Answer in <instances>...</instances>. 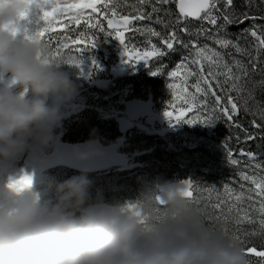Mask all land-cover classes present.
I'll use <instances>...</instances> for the list:
<instances>
[{
	"label": "rangeland",
	"instance_id": "374dc122",
	"mask_svg": "<svg viewBox=\"0 0 264 264\" xmlns=\"http://www.w3.org/2000/svg\"><path fill=\"white\" fill-rule=\"evenodd\" d=\"M4 1L5 4L11 3L10 0ZM58 2L63 4L71 2V0H58ZM127 2L133 4L135 0H127ZM24 4L27 6V17L20 16L18 18L12 35L25 42L39 41L45 49L47 61L59 70L69 73L70 78L76 85L73 102L71 101V103L69 102L60 107L62 123L56 129L59 132L58 145L63 143L64 128L75 117L82 114L85 129L91 133L94 139L106 141L110 138H116V135L110 133L107 128L111 127L109 124L112 122L117 124L118 118L120 119L121 115L125 114L124 105L128 102L134 101V99L150 101L155 104L158 112L164 113L170 100H175L168 87L170 80L167 77V72L174 69L180 61L181 55L186 52L185 49L178 48L176 52L170 53L162 61H153L154 65L156 63L166 65L164 75L153 76L151 75V67L146 66L143 62L135 67L125 63L124 61L127 58L123 55V46L115 38H112L109 43H107V40L111 38L102 40L101 46L97 45L96 48L84 53L83 56L77 53L71 44V37L75 35H70L71 25L65 17H57V22L52 25L53 31L46 33L44 37L38 36L37 33L45 25V22L40 19L42 16L41 8L37 5ZM0 5L3 7V2H0ZM168 8L176 12L174 3L168 5ZM122 10L128 12L132 9L123 7ZM170 19L174 20L175 15ZM141 25L152 26V22H138V26ZM182 26L184 25L179 27ZM186 26L190 32L210 27L205 22L197 20H188ZM228 27L230 28V26ZM72 28L76 34L78 28ZM159 30L164 31L161 25H159ZM240 30V27L233 26V29H230L231 35L230 33H227V35L231 38ZM59 34L64 36L55 37ZM181 38L188 42L194 37L181 34ZM149 39L154 40L155 38L147 35L142 36L140 33L126 34V40L129 44L134 40L135 44L142 46ZM199 43L201 45L211 44V41L205 40L201 36ZM65 44H67V47H63ZM255 44L254 39V47ZM243 56L246 57L244 54ZM93 57L99 64V68L92 67ZM235 58L242 59L238 54ZM82 59H84L83 73H81V66H78V62ZM91 79H94L100 85L106 84L105 89L91 86ZM0 86L13 88L16 85L15 81L11 80L9 76L0 73ZM175 104L178 106L180 101L175 100ZM241 115L240 113L239 121L244 125ZM101 122L104 123L105 128L101 126ZM139 125L140 127L131 131V135L117 141L121 154L129 160V164L122 168L111 169L106 173L88 174L89 178L94 181L92 189L94 197H100L107 204L115 205L123 210H127L129 207L131 209L137 207L142 211L140 231L142 241L161 239L168 247H175L180 242L173 238V233L179 230L178 224L183 222L181 218L189 217L192 213H196L198 216H210V207L221 216V219L216 220L219 224L232 222L236 227L241 228L239 229L241 232L264 233V226L259 223L264 216L258 210V201L250 203L246 199L253 189L245 185L243 188L244 198L240 201L228 199V193L223 189V185L228 184L234 190L233 196L241 192L240 185L243 182L239 178V173L245 169L250 174L253 171L257 176L262 174H259L261 170L255 168V165H264V159L255 153L248 144L254 142V140L246 141L243 132L230 127L223 120L217 121L214 125L200 123L189 125L184 122L171 124L176 128L175 137L166 136L163 137L164 139L153 136L149 132L150 128L144 122ZM244 127L246 128L245 125ZM237 135L240 136L239 140L235 138ZM100 143L108 145L103 142ZM112 143L115 144L114 141ZM183 145L191 147V149L182 148ZM54 147L51 146L49 150ZM229 150L235 154V159L239 161L238 166L230 163L232 157L229 156ZM241 152L255 153L256 158L253 160L248 156L241 155ZM30 158L32 157L28 155L20 158L17 161L18 167L26 168L28 171L30 169L38 171L37 163L33 166L29 165L28 159ZM150 170L156 173L154 178H147L146 174ZM80 173L60 167L41 173L42 178L38 177V179L45 183L41 188H45L53 178L62 181ZM176 175H179L178 180L173 181L172 178ZM191 175L194 177L196 194L191 199H185L182 210L170 207L168 204L161 205L159 203V196L162 194L165 185L179 183V181L184 180L183 178ZM143 179L147 183L145 188L147 193H143V198H141L134 195L131 185L140 187ZM213 184L218 189L211 194L208 191H211ZM44 195L45 198L49 196L47 192ZM201 199L205 209L208 210L206 213L195 209L196 206L201 205ZM218 199L225 201L220 210L212 207ZM229 208H232V211H228ZM245 213L251 218L250 221L248 219L241 220ZM231 215H234V219ZM217 216L215 219H217ZM194 227H203V225L199 222ZM234 241L237 243V239H234ZM247 255L250 260L249 255L251 254L247 252Z\"/></svg>",
	"mask_w": 264,
	"mask_h": 264
},
{
	"label": "clouds",
	"instance_id": "9594fccd",
	"mask_svg": "<svg viewBox=\"0 0 264 264\" xmlns=\"http://www.w3.org/2000/svg\"><path fill=\"white\" fill-rule=\"evenodd\" d=\"M26 11L22 0L0 7V73L16 85L0 86V264H249L246 250L220 237L209 249L208 232L193 237L176 230L175 247L161 239L142 241L141 216L94 197L87 169L38 188L35 175L18 167L21 157L38 161L51 148L62 123L56 100L76 91L69 73L47 61L39 41L12 35ZM17 176L18 182L9 179ZM165 191L168 205L182 210L183 186L169 184ZM188 219L199 223L196 213Z\"/></svg>",
	"mask_w": 264,
	"mask_h": 264
},
{
	"label": "snow or ice",
	"instance_id": "6c2138e0",
	"mask_svg": "<svg viewBox=\"0 0 264 264\" xmlns=\"http://www.w3.org/2000/svg\"><path fill=\"white\" fill-rule=\"evenodd\" d=\"M26 2L29 5L35 3L41 8L40 19L45 25L37 33L40 37L53 31L52 25L57 22V17H65L71 26L77 27L75 36L71 37V44L82 56L96 48L102 39L115 38L123 46V55L127 58L125 63L135 67L143 62L151 67V75L161 76L164 75L166 65L163 63L154 65L153 61H162L178 48L185 49L186 52L181 55L174 69L167 72L170 80L168 87L180 104L177 106L175 100H170L164 112L165 117L177 124L184 122L189 125L197 123L214 125L217 121L223 120L225 124L243 132L246 141L264 139V106H260L255 100L254 93L247 89L246 79L250 70L256 72L259 69L264 72V67L258 64L259 52L264 51V25H254L251 29L243 30L256 41L254 47L256 56H252L241 47L239 40L233 41L227 35L228 26L243 24L248 19H256L249 16L247 11L237 13L234 0H135L133 4H128L127 0H71L63 4L58 0H26ZM173 3L177 8L174 20L169 19L168 8V5ZM245 6L250 7L251 0H245ZM123 7L132 10L124 12ZM22 16L27 17V13ZM189 19L203 21L210 27L190 32L186 26ZM143 21L161 25L164 31L149 25L138 26V22ZM180 25L184 26L179 27ZM127 33H140L142 36L147 35L155 39L147 40L142 46L135 44L134 40L129 44L126 40ZM181 34L194 38L185 42ZM201 36L211 41V44L201 45L199 43ZM63 47H67V44ZM229 48L234 49L236 54L247 56L248 63L245 64L235 56L229 62L225 58V53L221 51ZM83 64L84 59L78 62L81 73H83ZM92 67L99 68L94 57ZM241 111L250 117V127L256 132L249 131L240 123ZM235 138L239 140L240 136L237 135ZM241 155L253 160L256 158L255 153L251 152H241ZM229 156L232 157L230 163L238 166L239 161L230 150ZM255 168L261 170L260 176H257L255 171L250 174L246 169L239 173V178L243 182L240 185L241 192L233 196L234 190L228 184L223 185V189L228 193V199L240 201L244 198L243 188L248 185L253 191L246 199L250 203L258 201V210L264 216V165H255ZM19 179L22 177L16 180L10 178L13 183L18 182ZM186 184L188 188L185 195L193 197L191 180H187ZM224 203V200L218 199L212 207L220 210ZM228 211H232V208ZM217 219H221V216L218 215ZM244 219L251 220L247 213L241 217V220ZM259 223L264 226V218L260 219ZM223 230L228 232L227 228ZM234 238L239 239L238 236ZM246 252L261 257V264H264V250L252 247L246 249Z\"/></svg>",
	"mask_w": 264,
	"mask_h": 264
},
{
	"label": "trees",
	"instance_id": "16d2710c",
	"mask_svg": "<svg viewBox=\"0 0 264 264\" xmlns=\"http://www.w3.org/2000/svg\"><path fill=\"white\" fill-rule=\"evenodd\" d=\"M234 7L237 11V13H243L247 11L249 16L251 17H256V19H248L245 20L243 24H233L230 25V28H227V33H230V29H233V26H238L241 28L240 31L236 32L230 39L233 41L239 40V43L242 48H245L248 53H250L252 56H256V52L254 51V39L251 37L247 32L243 31L244 29H251L254 25L260 26L264 25V19H261V17H264V0H251V6L246 7L245 6V0H234ZM170 9V8H169ZM177 12V9H176ZM172 9H170V17H174V14L176 13ZM152 26L156 27L157 30H159V25L157 24H152ZM73 31V29H71ZM59 36H64L63 34L55 35V37ZM104 41V39H103ZM112 41V38L107 40V43ZM98 46H101V42L98 44ZM225 53V58L227 60H231L233 56H237L235 53L234 49L229 48L227 50H222ZM231 54V55H229ZM242 59V62L245 64L248 63V57H244L243 54H238ZM258 64L261 67H264V51L259 52L258 56ZM248 83H247V89L251 90L254 93L255 100L259 102L260 106H264V83H261L264 81V72L260 71L259 69L256 72H252L250 70L249 76L246 78ZM243 82V81H242ZM94 83V82H93ZM132 100V99H131ZM143 102H148L142 99H138ZM250 106L251 102H250ZM241 118L246 126V128L249 129L251 132H256L255 129H252L250 127V117L245 115V113L242 111L241 112ZM102 127L105 128L104 123H100ZM111 127L107 128L108 131L114 135H116V138H110L107 139L106 141H100L97 139H94L91 133L86 130L83 122V114L80 116L75 117L72 122L67 125V127L64 128V137H63V142L64 143H69V144H81V143H88L92 142L93 140H97L99 142H103L106 144H111L113 141L114 143H117L118 140H122L123 138H126L129 134L128 133H123L121 134L119 132V128L117 124L110 123L109 124ZM118 134V135H117ZM116 140V141H115ZM251 149L255 151V153L259 154L262 159H264V139H256L252 143H248ZM247 149L249 147H246ZM223 168L221 169V171ZM261 174V171L259 172ZM147 178H154L156 173L152 170L147 172ZM179 175H176L172 178L173 181H177V178ZM169 180V177H168ZM167 180V182H168ZM170 183V182H168ZM195 185V181H194ZM146 186L147 183L144 181L141 182V186L137 187L134 185H131L134 195L137 197L143 198V193H147L146 191ZM218 188L213 184L211 186V191H208L209 193L213 194ZM195 194H196V188ZM213 197V195H212ZM214 198V197H213ZM198 211H203L204 213L208 212L207 209H205L202 199H201V205L196 206L195 208ZM209 214L210 216H199V222L203 225V227H194V225L190 222L188 217H183L182 219V224L179 225V229H183L188 231L193 237H197L198 233L200 232H208L212 239L208 242L207 247L211 249L212 245L215 243L217 237H220L223 239L224 243L228 246L234 247L235 249H249L252 247H255L257 250H264V233H259V232H241L239 229L236 227L232 222L229 223H224V224H219L215 219V217L219 214L215 212L211 207L209 208ZM232 219H234V215H231ZM227 228L228 232L226 233L223 229ZM234 236H238L239 239L234 241ZM251 259L249 260V264H261V257H257L254 254L249 255Z\"/></svg>",
	"mask_w": 264,
	"mask_h": 264
},
{
	"label": "water",
	"instance_id": "95a60500",
	"mask_svg": "<svg viewBox=\"0 0 264 264\" xmlns=\"http://www.w3.org/2000/svg\"><path fill=\"white\" fill-rule=\"evenodd\" d=\"M22 2L27 3L26 0H22ZM31 5L37 4L33 3ZM73 98V94L71 96L62 95L56 100V103L61 106L62 104L73 100ZM124 110V116L119 119L120 130L122 132H131L134 130L137 123L143 121L149 128H151L153 134L156 136L165 137L167 134L175 133L166 128L169 120L164 114L155 112V106L150 102L144 103L134 100L124 105ZM158 129L162 130L159 131ZM118 151L119 149L116 144L108 146L96 141L81 144L66 143L59 145L51 153L41 156L38 161V167L41 172L54 170L59 167H66L80 172L84 169H87L88 172H104L128 164V160L124 159ZM78 153L88 154L89 158L87 160H80L77 156ZM179 184L184 188L185 199L191 198L185 195L188 185L182 183ZM166 186L167 185L164 186V191L159 196V202L162 205L168 204V195L165 191ZM127 213L142 215V211L137 207L130 209Z\"/></svg>",
	"mask_w": 264,
	"mask_h": 264
},
{
	"label": "bare ground",
	"instance_id": "6f19581e",
	"mask_svg": "<svg viewBox=\"0 0 264 264\" xmlns=\"http://www.w3.org/2000/svg\"><path fill=\"white\" fill-rule=\"evenodd\" d=\"M2 1H4V0H0V2H2ZM49 103H52V101L50 100ZM139 127H140V125H139ZM58 137H59V132L56 130V139H55V142H54V144L52 146L56 147L58 145ZM55 147L52 150H49V149L42 150L40 155L42 156V155H46V154L51 153L55 149ZM21 158H23V157H21ZM37 162L38 161L37 160H33V158L28 159V163H29L30 166L36 165ZM29 172L35 175L37 187L38 188L43 187V185L45 183L41 182L38 179L36 171L34 169H30Z\"/></svg>",
	"mask_w": 264,
	"mask_h": 264
}]
</instances>
